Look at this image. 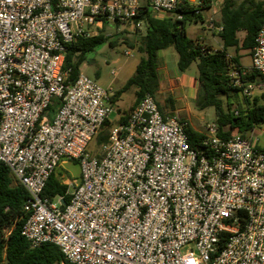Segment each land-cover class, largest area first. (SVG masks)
<instances>
[{
    "label": "built area",
    "instance_id": "2783aa9c",
    "mask_svg": "<svg viewBox=\"0 0 264 264\" xmlns=\"http://www.w3.org/2000/svg\"><path fill=\"white\" fill-rule=\"evenodd\" d=\"M214 1L149 7L156 17L184 4L203 14ZM141 2L0 0V162L29 194L21 232L34 247L58 245L72 264H264V150L253 134L227 138L213 121L193 146L187 122L164 115L147 93L100 152L89 149L115 111L113 94L81 70L69 78L68 44L105 24H133ZM207 25L223 28L213 14ZM250 70L264 76V21L251 66L231 71L246 96L264 90V81L243 79ZM54 98L61 105L50 117ZM68 159L77 160L78 179L60 178L65 194L45 195Z\"/></svg>",
    "mask_w": 264,
    "mask_h": 264
},
{
    "label": "trees",
    "instance_id": "16d2710c",
    "mask_svg": "<svg viewBox=\"0 0 264 264\" xmlns=\"http://www.w3.org/2000/svg\"><path fill=\"white\" fill-rule=\"evenodd\" d=\"M149 5L150 0H142L141 8L132 20V25L140 35L137 39H127L131 48H137L141 52L135 72L114 91L110 101L115 104L120 96L132 87H135L136 93L133 106L147 93L156 98L160 88L158 52L173 46L179 55L177 62L179 71L184 72L193 62L197 63L199 87L195 105L199 109L214 107L216 122L222 136L230 137L233 129H236L241 136H247V132L255 126L264 124V90L252 100L245 95L246 106H234L242 92L233 84L231 77L233 69L243 67L240 51L246 50L251 53L255 44L257 32L264 21V0L223 1L220 8V24L223 28L218 31L222 47L216 50L188 36L187 22L204 20L203 14H196L193 7L184 4L164 17H156L151 13ZM210 6L211 4H207L205 8ZM178 14H182V17L178 18ZM138 21H142L145 27L143 34L136 26ZM118 24L117 22L116 25ZM105 26L96 35L80 37L68 44L65 68H70L71 80L78 75L87 53L106 41L114 44V41L104 33ZM239 31H245L242 39L238 36ZM136 40L139 41L138 46H136ZM230 48L235 50L234 55L229 54ZM243 79L264 81V76L250 70ZM60 105L61 98H54L46 109V113L52 117ZM159 106L164 115L176 114L175 99L171 95L165 98L164 106L161 104ZM126 119V114L122 115L121 122H126ZM108 124L109 119L104 122L102 128ZM185 130L190 144L197 146L203 137L201 131L188 122ZM108 139L109 132L101 131L96 141L100 145ZM258 146L264 150V146L260 144ZM67 188L68 185L61 181L56 170L50 175L44 194L49 196L65 194ZM28 197L27 189L16 182L10 168L0 162V264L4 262L5 264H72L58 245L47 242L34 247L22 234V226L28 217L24 209ZM68 198L69 195H65V199Z\"/></svg>",
    "mask_w": 264,
    "mask_h": 264
},
{
    "label": "rangeland",
    "instance_id": "374dc122",
    "mask_svg": "<svg viewBox=\"0 0 264 264\" xmlns=\"http://www.w3.org/2000/svg\"><path fill=\"white\" fill-rule=\"evenodd\" d=\"M223 1L224 0H215L213 8H205L203 11V21L189 20L187 22L186 31L189 37L198 39L207 46H221L218 32L216 30H210L208 28L207 19L213 14L216 22L217 20H220V8ZM140 30V33L143 34L145 31V27L142 26ZM104 33L110 37V40L114 41V44H110L109 41H106L97 45L94 50L87 53L86 59L82 63L80 70L86 75L97 80V82L103 87L117 90L126 82V80L131 75H133L136 69V63L139 59L137 48H131L127 42V39H137L138 35L140 34L136 32V29L132 24L121 23H119L118 25L112 24L111 26H105ZM135 43L136 46H138L139 41L136 40ZM126 50H129L130 54H126ZM240 52L241 54L245 53L243 60L245 63L248 62L247 55H249V53L245 50H242ZM229 54L234 55L235 50L231 48ZM113 70L116 71V74L112 73ZM188 72H198L195 62L190 65V67L188 68ZM261 92V89L258 88L248 96L250 100H252L254 96L259 95ZM164 95L159 93L156 94L158 103L162 106H164L165 104ZM135 97V87L130 88L121 95L118 104L121 109H124L123 114H127L131 110V107L135 101ZM245 98L246 96L244 94H239L234 106H246L247 102ZM195 100L196 97L189 104V111H177L175 113L181 120L188 122L195 129L204 131L205 125L208 122L216 121L215 109L213 106L206 107L203 110L199 109L195 105ZM118 113V109H115V111L111 113L109 124L102 128V132H110L112 127L120 122L119 120H117ZM233 132L239 134L236 129H233ZM252 134L254 138L258 139V143L264 146V125L260 124L255 126L253 133L252 131L247 132L248 136ZM96 140L97 136L89 144V149L92 153L100 152L101 150V146L97 144ZM57 173L59 178L67 180H77L80 174V166L77 161L68 159L67 161H64L60 164V166L57 168Z\"/></svg>",
    "mask_w": 264,
    "mask_h": 264
},
{
    "label": "crops",
    "instance_id": "0c3cea01",
    "mask_svg": "<svg viewBox=\"0 0 264 264\" xmlns=\"http://www.w3.org/2000/svg\"><path fill=\"white\" fill-rule=\"evenodd\" d=\"M213 6H214V3L212 7H208V8L209 9L213 8ZM244 35H245V31L238 32V36L241 39L244 37ZM208 47L212 48L213 50H216V49L221 48L222 46H208ZM137 52L139 53L138 55L140 59L141 52H139L138 49H137ZM244 55L245 53L242 54L241 64L243 67H250L251 66V53H249V55L246 54L248 56V62L246 63L243 60ZM178 58H179V55L173 46H169L158 52V70L160 74V88H159L158 93L162 95L165 94L164 95L165 98L168 95H171L175 99V107H176L175 112L177 111L187 112V110L189 111L190 109L189 104L195 99L196 94L198 93V87H199L198 78H197L198 72L189 73L188 69L184 72L179 71L177 67ZM139 59L136 64H138ZM114 91L115 89L111 88L112 94L114 93ZM119 100L114 104V106H115V109L119 110L117 120L121 121V117L122 115H124L123 114L124 109H121V107L119 106L118 104ZM109 121H110V118H109Z\"/></svg>",
    "mask_w": 264,
    "mask_h": 264
}]
</instances>
